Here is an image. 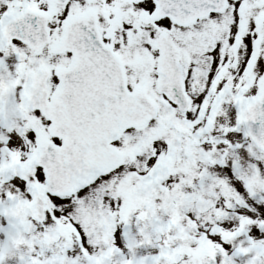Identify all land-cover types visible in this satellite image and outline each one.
<instances>
[{"label":"snow or ice","instance_id":"6c2138e0","mask_svg":"<svg viewBox=\"0 0 264 264\" xmlns=\"http://www.w3.org/2000/svg\"><path fill=\"white\" fill-rule=\"evenodd\" d=\"M0 234L16 264H264V0H0Z\"/></svg>","mask_w":264,"mask_h":264},{"label":"rangeland","instance_id":"374dc122","mask_svg":"<svg viewBox=\"0 0 264 264\" xmlns=\"http://www.w3.org/2000/svg\"><path fill=\"white\" fill-rule=\"evenodd\" d=\"M5 240H6V238L2 234H0V253H1V249H2L1 247L4 244ZM147 251H154V250H146V249H143V248L137 250L138 254H141V255L142 254H146ZM2 252H3V256H6L4 258L3 264H7V263L8 264H16L15 257L13 255V250L11 248L9 240L7 241V246L3 248Z\"/></svg>","mask_w":264,"mask_h":264},{"label":"flooded vegetation","instance_id":"af4514ba","mask_svg":"<svg viewBox=\"0 0 264 264\" xmlns=\"http://www.w3.org/2000/svg\"><path fill=\"white\" fill-rule=\"evenodd\" d=\"M11 262V261H10ZM8 264V263H7Z\"/></svg>","mask_w":264,"mask_h":264}]
</instances>
